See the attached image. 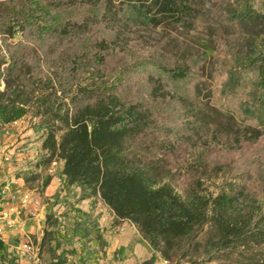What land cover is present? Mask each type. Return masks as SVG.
Instances as JSON below:
<instances>
[{"label": "trees", "instance_id": "1", "mask_svg": "<svg viewBox=\"0 0 264 264\" xmlns=\"http://www.w3.org/2000/svg\"><path fill=\"white\" fill-rule=\"evenodd\" d=\"M211 1L226 12V0ZM249 5L236 3L232 15L263 20ZM196 16L192 0L0 1L5 93L35 88L25 67L54 76L53 97L36 113L48 123L42 149L62 162L70 184L133 223L165 259L209 225L216 247L238 264H264V51L242 59L247 68L259 64V77L233 97L223 71L211 86L201 53L178 40L176 55L165 49L173 35L143 34L187 28ZM15 31L20 38L8 47L4 36ZM8 102L13 122L23 111ZM203 178L230 181L211 194ZM4 249L0 242V256Z\"/></svg>", "mask_w": 264, "mask_h": 264}, {"label": "rangeland", "instance_id": "2", "mask_svg": "<svg viewBox=\"0 0 264 264\" xmlns=\"http://www.w3.org/2000/svg\"><path fill=\"white\" fill-rule=\"evenodd\" d=\"M226 1V12L222 14L214 12V4L211 0H192L197 16L189 27L148 29L144 30L143 34L156 41L162 37L173 35L176 39L175 42L166 44L165 49L176 55L179 54L178 40L182 43V47L189 48L190 52L201 53L205 59V71L210 77L211 86L213 78L223 71L225 84L232 87V96L239 97L247 93L249 84H251L249 87H252L259 77V64L247 68L243 65L242 59L245 55L263 53L264 19L236 18L232 15V11L235 9L236 3L245 0ZM249 7L252 13L264 16V0H250ZM19 38L17 31L13 33L11 39L4 36L8 47L14 45ZM1 41L2 39H0V43ZM0 54L4 59H7V48L2 46ZM0 65L1 70L4 69L0 72V148L3 147L4 154L9 157L8 162H5V170H8L12 180H22L21 189H26L32 198H38L37 213L43 205H51L44 224L39 223V218L37 221H33L35 218L27 215L25 216L26 224L21 234L9 233V243L0 256V264H26L16 254L18 245L26 240L38 248V264H122L117 262L116 253L113 257L111 254L107 255L110 248L103 238L106 230L111 231L107 227L119 229L118 232L122 233V238H126L127 244L136 245L142 250L143 258L139 264H155L163 259L167 260L168 264H238L237 259L228 251L216 247L217 241L213 237V229L209 225L180 239L170 257L165 259L161 255V246L159 244L156 248L150 246L133 223L124 220L125 224L118 225L117 220L113 221L109 210H105L108 207L91 190L81 189L74 184L79 188V191L78 194L73 192L71 198L77 194L79 201L89 199L94 203L95 213L98 212L99 216H103L104 221L109 223L108 226H104L100 217L98 219H95V216L87 217V215L92 216L91 210L87 212L72 208L69 204L70 197L68 198L64 191L65 187L72 184L62 173L60 168L62 162L57 159L50 160V156L44 153L42 144L47 134L48 123L46 118L36 114L39 101L53 97L54 76L38 77L25 67L22 69V73L26 75L25 80H29V83L34 82L35 88L27 90L23 87L13 86L12 90L5 93V84L10 79V72L6 70L9 62L7 60L4 63L1 60ZM90 81L92 80L82 78L81 82L86 84ZM18 93L19 98L16 99L15 95ZM2 94L5 95L2 97ZM9 99L13 100L14 105H17V108H22L23 111L13 121L17 122V126H12V122L9 121L8 110L11 109ZM227 108L232 114V101H229ZM7 129L11 131L9 138L4 137V131ZM53 161H56L57 165L54 172L51 173ZM1 162L4 161L0 154V169H2ZM170 167L173 165L168 166V168ZM189 173L198 177L202 176L197 168L190 169ZM229 181L230 179L223 182L221 179L212 181L203 178L202 188L208 193L215 194L220 191L224 183ZM18 189L20 190V187ZM177 191L179 194H183L180 189ZM65 201L70 205L69 208ZM76 210L82 213L78 218L76 217L77 220L74 222L69 220L64 230H60L63 232L57 231V217L63 215L66 219H72V215L77 216ZM67 213L70 214V217H67ZM33 226L35 230L31 231ZM110 247L112 248V246Z\"/></svg>", "mask_w": 264, "mask_h": 264}, {"label": "crops", "instance_id": "3", "mask_svg": "<svg viewBox=\"0 0 264 264\" xmlns=\"http://www.w3.org/2000/svg\"><path fill=\"white\" fill-rule=\"evenodd\" d=\"M2 148L3 147L0 148L1 156L5 155ZM1 163H2V169H0V188L3 187L4 185L8 184L10 181H13L12 180L13 178H11L8 170H5V167H6L5 164L6 163L5 162H1ZM60 168L62 170V167H60ZM16 182H17V187H20V192H23V193L27 192L26 189H21V186L23 185V182L21 179L16 180ZM13 188H15V187H13ZM64 191L67 193V197L68 198L70 197L69 204L71 205L72 208H78L80 210H84L87 212H88V210H91L90 214H92V216L87 215V217L93 218L95 216L94 217L95 219H98L100 217L99 219H100V221H102L104 223V226H108L109 223L104 221L103 216H99L98 212H97V214H98L97 215L95 213L96 211L93 210V204L94 203H92L89 199L88 200H82V201L77 200V198H78L77 194H78L79 188H77L76 185H74V184L69 185V186L65 187ZM73 192H77V194H75V195L73 194L75 199H74V197L71 198V194ZM65 203H66L67 208H69L70 205L68 204V202L65 201ZM0 207H1V202H0ZM50 209H51V205H43L41 207V209H39V211H38L39 213H36V216L34 217L35 219H33V221H35V220L37 221V219L39 218V223L44 224V221L47 218V213L49 212ZM105 210H109V213L111 214V219L113 221L117 220L118 225L125 224L122 220H119L118 218H116L110 209L105 208ZM75 212L77 213V216L72 215L73 216L72 219H69V218L66 219V217H64L63 215L58 216L57 217L58 226H57L56 230L57 231L64 230L66 223L69 222V220L74 222L77 220L76 217L78 218V216L82 214L80 211H77V210ZM59 213H60V211H59ZM69 215L70 214L67 213V217H70ZM25 216H24V218H21L18 221L20 224H17V226L14 229H9L6 231L4 236H5V239L8 243H9V238H10L9 233L14 232L15 235L21 234V231L23 230V227L26 224L27 218H25ZM107 229H111V231L106 230L103 234L104 242L110 248L109 252H107V255L111 254V256L113 257V255H115V253H116L117 262L122 263V264H139L140 262H142V258H143L142 257V250H140L139 247H137L136 245L132 246V244H127L126 238H122V233L118 232V230H119L118 228H117L118 230H116L114 227H109V228L107 227ZM32 230H35L34 226L32 227L31 231ZM60 232H63V231H60ZM121 239H123V240L121 241ZM114 242H116V243H114ZM110 246H112V248Z\"/></svg>", "mask_w": 264, "mask_h": 264}, {"label": "built area", "instance_id": "4", "mask_svg": "<svg viewBox=\"0 0 264 264\" xmlns=\"http://www.w3.org/2000/svg\"><path fill=\"white\" fill-rule=\"evenodd\" d=\"M17 122H12V126H17ZM11 135L10 130L4 131V137L9 138ZM45 154H48L44 151ZM4 162H8L9 157L5 154L2 156ZM56 161L51 163L50 172H54ZM15 187V188H13ZM0 242L4 246L8 244L5 239V233L9 229H14L18 221L25 215L35 217L37 207L39 206L38 198H32L28 192H20L17 187L16 180L10 181L8 184L0 188ZM122 231V229H120ZM17 257L26 264H38V248L34 247L30 241H24L16 248ZM155 264H168L167 260H160Z\"/></svg>", "mask_w": 264, "mask_h": 264}]
</instances>
